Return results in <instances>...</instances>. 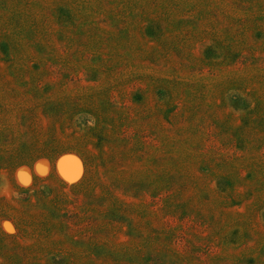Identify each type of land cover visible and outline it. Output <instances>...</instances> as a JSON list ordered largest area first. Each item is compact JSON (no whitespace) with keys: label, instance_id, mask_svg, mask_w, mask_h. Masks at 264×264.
<instances>
[{"label":"rangeland","instance_id":"obj_1","mask_svg":"<svg viewBox=\"0 0 264 264\" xmlns=\"http://www.w3.org/2000/svg\"><path fill=\"white\" fill-rule=\"evenodd\" d=\"M0 264H264V0H0Z\"/></svg>","mask_w":264,"mask_h":264},{"label":"bare ground","instance_id":"obj_2","mask_svg":"<svg viewBox=\"0 0 264 264\" xmlns=\"http://www.w3.org/2000/svg\"><path fill=\"white\" fill-rule=\"evenodd\" d=\"M73 165H74V164H73ZM64 167H65V166H64ZM70 167H71V166H70ZM72 168H73V167H72ZM65 170H66V169H65ZM71 170H72V169H71ZM74 175H76V176H77V174H74ZM67 176H68V175H67ZM69 176H70V175H69ZM69 176H68V177H69ZM68 177H66V178H68Z\"/></svg>","mask_w":264,"mask_h":264}]
</instances>
